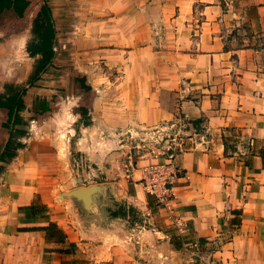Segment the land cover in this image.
I'll list each match as a JSON object with an SVG mask.
<instances>
[{"label":"rangeland","instance_id":"obj_1","mask_svg":"<svg viewBox=\"0 0 264 264\" xmlns=\"http://www.w3.org/2000/svg\"><path fill=\"white\" fill-rule=\"evenodd\" d=\"M171 2L26 0L20 12L4 7L0 11V154L10 138L11 151L20 147L22 137L25 146H40L31 166L15 160L9 176L4 175L6 166L1 163L0 264H100L99 255L106 257L102 254L106 251L83 243L95 239L92 237L76 240L75 253H63L60 246L44 242L38 231H17L18 227L43 224L51 217H63L75 230L87 228L101 242L124 249V227L129 230L138 223L148 229L164 226L171 239L180 235L177 227L157 221L156 206L162 204L154 197L149 195L151 207L147 208L135 203L127 206L124 196H119L123 186L132 195L137 169L141 172L149 163L165 162L172 156L175 159L197 138L207 139L205 117L190 119L180 108L184 99L198 102L206 88L202 83L205 78L200 81L197 76H186L196 70L197 59H205L207 65L208 57L198 55L202 51L199 33L205 20L204 7L196 0L193 13L188 15L180 11L181 7H170ZM222 2L227 9L226 0ZM48 23L55 28V56L46 67H40L38 39ZM217 26L223 48L239 46L231 20L223 22L220 18ZM262 30L242 28L239 35H250L252 45L262 46ZM252 54L250 67L264 73V49ZM230 61L224 65L216 56L212 70L229 66L233 68L229 73L238 72L233 53ZM213 78L208 75L206 81ZM171 84L176 87L174 92ZM219 96L214 98L219 100ZM163 102L174 108L176 118L146 124L152 116L157 119L156 110ZM226 131L227 151L248 155L254 140L241 137L239 128L227 127ZM20 159L26 162V154ZM13 174L27 184L19 181L22 187L18 188L11 182ZM96 185L103 193L88 200L90 187ZM28 190L36 193V220L16 205ZM95 203L100 207L93 210ZM99 211L108 219L131 215L132 221L113 224L111 230L116 233L107 231L111 235H105L106 230L89 221L102 219ZM232 211L234 223H240V209ZM146 216H153L155 225L146 223ZM234 228L223 229L211 239L180 235L185 236L180 240L183 249L173 259L167 257L164 262L163 257L162 262L226 264V254L216 251L232 236ZM141 257L152 264L150 252Z\"/></svg>","mask_w":264,"mask_h":264},{"label":"crops","instance_id":"obj_2","mask_svg":"<svg viewBox=\"0 0 264 264\" xmlns=\"http://www.w3.org/2000/svg\"><path fill=\"white\" fill-rule=\"evenodd\" d=\"M195 1L172 0L169 6L181 7L182 13L186 12L190 15L194 11ZM197 1L203 4L202 12L205 18L199 33V44L202 51L198 55H206L208 59L207 65L205 59H197L196 70H191L186 73V76L188 78L192 75L197 76V80L200 81L205 78V82L202 83L206 85V88H203L202 98L198 102L187 98L182 100L180 108L182 112L189 115L190 119L205 117L204 126L207 139L197 138L194 144L175 157L174 162L180 168V176L173 184L171 200L167 205L156 206L154 216L157 215L158 220H156L166 227L174 228H176V218L181 217L188 227L184 235L193 234L195 238H215L223 233V229L236 227L233 229L232 236L224 241L216 252L226 254L228 257L226 264H264V156L260 154V150L264 148V73L250 67L252 52L257 51L251 46V36L241 38L239 35L242 28L248 31L256 29L264 31V0H226L227 9L223 8L222 0ZM220 18L223 22L231 20L232 29L237 33L234 37L239 44L238 47L230 46V49H226L224 45L223 48L222 36L218 34L220 27L217 26ZM207 24L209 27H206ZM232 53L236 60V69L239 70L233 72L235 78L231 72L229 73L233 69L229 66H224L219 71L212 70L211 65L216 56H219L222 64L228 65L231 62ZM208 75L214 77L209 83L206 81ZM195 84L201 86V82H195ZM175 88L171 84V92H174ZM216 94H220L219 100L214 98ZM156 114L157 119L152 116L146 124H156L176 118L174 108L164 102L156 110ZM227 127L239 128L241 137L255 139L254 147L248 155L243 157L226 150L225 140L229 136L226 131ZM19 140L20 147L16 148L15 152L12 151L13 155L16 154L14 158L1 162H4L6 166L5 176H9L10 171L14 169L15 160L28 165L39 153L38 144L25 146L23 137ZM11 149L13 150L12 146ZM25 154L26 162H23L20 158ZM137 171L140 173L139 177L135 175ZM137 171L133 173L134 192L132 195L124 190L125 186H123L120 190L122 194L119 196H124L123 202L124 204L126 202L127 206L135 203L140 207H151L149 195L141 181L142 170L140 172V169H137ZM13 175L10 177L11 182L18 188L22 187L19 181L27 184L24 179L19 180L16 174ZM29 191H26L25 199L23 197L17 199V207L36 203V193L34 191L29 193ZM102 193L103 191L98 189L94 194L92 193V198L95 199ZM125 196L127 201H125ZM130 196L133 197L132 200ZM95 206L100 207V204L95 203L92 209ZM236 208L240 209L241 219L240 223L235 224V213L232 210ZM99 213L102 219H90L89 221L97 228L106 230L105 235H111L106 233L107 231L116 233L115 230H111L113 224L125 225L126 220L132 221L131 215L122 217L123 214H121L116 218L108 219L101 211ZM50 221L57 222L60 228L67 233L65 243L46 240L43 230L17 231L20 233L38 231L42 234L44 242L58 247L66 245L69 247L72 242L75 243L76 240L82 238H95L85 239L83 243L97 248L98 251H106V254L102 253L106 256L105 258L100 254L97 259L100 264H149L151 261H146L141 257L146 251L153 256L152 264H161L163 257L164 262L167 257L173 259L183 249L182 246H175L169 231L165 230L164 226L161 228L157 225L148 229L144 226L145 224L138 223L129 230L124 227L125 232L122 234L126 237L125 244L127 245V249H124L111 247L107 242H101L100 238L93 237L87 228L75 230L74 226L68 224L63 217L58 220L51 217L39 225H46ZM144 221L155 225L153 216H146ZM67 225L70 229L66 227ZM75 249L76 243L72 253L76 252ZM138 252H140L139 255ZM192 264H203V262Z\"/></svg>","mask_w":264,"mask_h":264},{"label":"trees","instance_id":"obj_3","mask_svg":"<svg viewBox=\"0 0 264 264\" xmlns=\"http://www.w3.org/2000/svg\"><path fill=\"white\" fill-rule=\"evenodd\" d=\"M25 4H26V0H0V6H2L0 7V11H2V8L4 7V8H14L17 12H20ZM232 34L236 35L237 33L234 30ZM55 36H56L55 28L51 23L45 24L42 27L38 39V46H37L38 51L42 53V59L40 60V67H46L55 56V49H54ZM251 46L257 50L264 49V45L262 46L251 45ZM225 48L230 49V46L225 45ZM42 104H45V102ZM197 121H203V119H198ZM85 123L89 124V121H86ZM252 139L255 142V139L254 138ZM11 143H12V139L10 138L8 140L6 147L4 148V151H2V153L0 154V169L3 168L1 162L6 161L9 157L13 155L11 151ZM226 150H227V146H226ZM260 154L264 156V148L260 150ZM246 163H248V161ZM36 204L37 203H32L30 205L20 207L19 209L25 211L26 215L30 219L36 220V218L39 217L38 212H36L38 207V205ZM17 230L18 231L43 230L45 232L46 240L48 241H55L58 243H65L67 241V233L62 228H60L59 225L54 221H50L48 224L41 226L18 227ZM184 238L185 236L176 235L172 237V242L175 244L176 247H180V240ZM74 247H75V243L72 242L71 246L69 247H65V246L61 247L60 252L72 253Z\"/></svg>","mask_w":264,"mask_h":264},{"label":"built area","instance_id":"obj_4","mask_svg":"<svg viewBox=\"0 0 264 264\" xmlns=\"http://www.w3.org/2000/svg\"><path fill=\"white\" fill-rule=\"evenodd\" d=\"M172 157L165 162H152L142 168L141 181L147 194L154 197L162 205H167L171 200L173 184L181 172ZM175 224L179 234L184 235L188 229L186 222L178 217Z\"/></svg>","mask_w":264,"mask_h":264},{"label":"water","instance_id":"obj_5","mask_svg":"<svg viewBox=\"0 0 264 264\" xmlns=\"http://www.w3.org/2000/svg\"><path fill=\"white\" fill-rule=\"evenodd\" d=\"M55 49V48H54ZM99 186H91L90 187V191H89V197H88V200L92 198V193H94V191H98V188Z\"/></svg>","mask_w":264,"mask_h":264}]
</instances>
